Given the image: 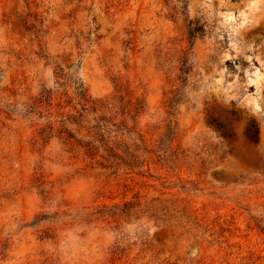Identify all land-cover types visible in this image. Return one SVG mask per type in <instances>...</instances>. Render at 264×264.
I'll return each mask as SVG.
<instances>
[{
	"label": "rangeland",
	"instance_id": "374dc122",
	"mask_svg": "<svg viewBox=\"0 0 264 264\" xmlns=\"http://www.w3.org/2000/svg\"><path fill=\"white\" fill-rule=\"evenodd\" d=\"M0 264H264V0H0Z\"/></svg>",
	"mask_w": 264,
	"mask_h": 264
}]
</instances>
